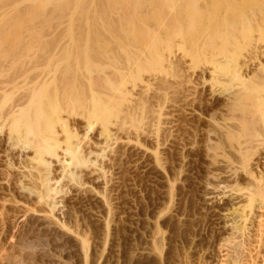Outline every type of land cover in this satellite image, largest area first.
Returning <instances> with one entry per match:
<instances>
[{
    "label": "rangeland",
    "instance_id": "374dc122",
    "mask_svg": "<svg viewBox=\"0 0 264 264\" xmlns=\"http://www.w3.org/2000/svg\"><path fill=\"white\" fill-rule=\"evenodd\" d=\"M76 1L77 0H73L72 2V0H70L69 2L71 4L67 6L68 8L63 7V9L64 8L67 9L68 11L67 14H69V11L74 9L72 7L75 6L74 4L77 3ZM84 1H86V3L84 2V4L86 5L82 3L85 6L83 7L81 4L82 8H80L81 10H79L80 11L78 15L79 18L78 16L75 15L78 18V20H76L77 18L76 19L74 18L72 11H71L72 15L70 14L69 15L70 17L73 16V19L71 18V20H75L74 22H70L71 21L70 17L66 13H64V15L65 14L67 15V16L65 15L66 16L65 18L70 20L69 23L76 22L73 25L70 24L74 28L73 29L74 31L71 30L72 28L71 29L69 28L70 32L76 31L75 32L76 34H78L77 31H80L79 34L81 32H84V33H81L84 37L80 35L82 36L80 40L83 41L84 39V42H87V44L84 42L83 43L88 46L82 45V48L77 49L78 47L76 44L77 48L75 49L74 47V49L78 51H80V49L84 50V52L81 53V55L84 54V57L86 56V58L88 59L87 62L91 63L89 64L92 66V69H90L91 71L92 70L94 71L96 67L100 68V66L103 65V63H101L102 61H104L103 59L99 60L102 65L99 66L96 64L98 61L97 58L99 57L98 54H101V56L105 57L104 59H106L104 63L106 62V64L108 65L104 64V67L102 66L105 69V71L106 69L109 70L108 68L110 65H111V68L113 66L114 68L115 66L116 68H120L121 66L120 67H117V66L126 64L124 62H126L128 58L131 57L132 54L134 53H136L135 55H139L146 51L145 53L142 54L143 56L145 54L147 56L148 53L151 54L153 51L149 52V50H147L148 47H146V45L148 43L153 44L154 40H155L154 42H156L155 36L159 34L158 36L160 37V34L161 35L163 34L164 29L162 27L163 25L161 26V24H163V22L164 23L166 22L165 21L166 19L164 17L167 18V16H169L167 19L169 18L171 19L170 16H172V19L178 18L177 21L178 20L180 21L181 19H183V18L180 19L178 17L179 15L177 17H173L171 13V15L167 14L165 16L162 14L164 17L161 15L162 18L165 19V20L162 19L163 20L162 21L160 17V20L162 22L161 24H159L160 23V21L158 20L159 18H155V17H153L155 18L154 20L157 19L159 23H157L158 21L156 20L157 24H153L155 22L153 20H150V17H148L149 19H147L148 20L147 22L146 16L144 17V19L146 20L147 23H145V20H143L144 22L143 23L141 19H139V18H142L140 17V15L144 14L143 12H145V14L147 15L149 14L147 13L148 11L145 10V9L148 10L149 8H146L145 6H143L144 8L142 7V5L145 4L144 1H146L148 5H150L151 3H152L151 5L154 4L153 2H150V1L147 2V0H144V1L137 0L138 2H141V6L138 10H136L134 14V16L136 17H133L132 13H134L135 8L132 7V9H134L132 12L131 4H129L130 0L128 3H126V1L125 2L121 1L122 3H120L119 1L118 3L116 2L115 5H114V0L112 1L108 0V3L110 1V3L112 2V5H108L106 0H84ZM135 1L136 0H134V3ZM176 1H179V0H176ZM185 1L186 0H184L183 3H185ZM203 1L205 2V0H197V2L196 0L195 1L190 0L189 2H192V3L196 2L198 3L196 4L197 6H199L200 4H201L200 6H202V4L203 5L209 4L211 0H208V1L206 0L207 3H202ZM251 1L257 2L258 0H251ZM259 1L257 3H259ZM180 2H182V0ZM229 2L232 4V7L228 6V4H230ZM235 2H237V0ZM235 2L234 0H224L223 2H221L223 6L225 7L224 9L223 8L218 9V10H221V12L218 10H217L218 12L216 10L213 11V14L212 12H210V15L214 17L210 16L209 13H208L209 16H207V13L203 14L204 16L199 15L200 16L199 18L202 17V20H200L202 24L200 23V25L204 29V33H202L201 30L203 29L199 28L198 23L195 25H192V23L194 24L193 21L195 22L197 21L196 18L191 19L192 21L190 22L192 23L189 27L193 28L196 26V28H193V30L195 29L196 32H198L197 30L201 29L199 30V33H196V32L192 33L193 32L192 28L190 32V28L186 26L187 24H190L188 22L189 20H186L188 23L187 22L185 23L184 29H183L184 20H181V22H183L182 23L183 25L181 24V22H179V24L182 25L180 26L178 24L177 26H179V28L176 27L179 30L181 29V31L179 32L182 33V32H186V30L187 31L189 30V31L184 34L185 37L182 36L183 38L181 37V35H179V37L177 36L176 38H174L175 40L174 46H173L174 47L173 48L174 57L173 56L172 57L174 58L173 60L176 59L177 62H179L180 64L178 65V70L176 68V72L178 71V73H175V70H174L175 67L173 69L172 68L161 69L157 65L156 66L158 68L153 66L155 67L156 71H154V73H151L153 72V70L149 71V75H147V79L151 80L150 82H152V84L150 83L151 84L150 89L146 91L145 93V92H142L143 90L141 91L140 87L139 88L136 87L135 90L132 92V97L130 100L131 102L133 100L134 101L136 100L135 101L136 103H134V101L133 103L135 105H138V104L142 105L141 109L146 108L144 109V111H142V114H141L142 117L137 115L135 116V118H133V120L132 119L130 121L127 120L126 121L127 123L124 125L123 129L122 130L120 129L121 132H117L116 135L112 137L114 139H112L111 144L109 143V145H111L112 147L110 146V147L105 148L104 151L106 152V155L104 152L105 157L103 158V160L98 159V163H99L98 165H100L101 163L100 167H102V170L104 171V172L103 171L101 172L102 174L98 173L99 175H96L97 173L94 174V172L92 171H91L92 173L87 171L89 173H87L86 175V172L84 171L85 173L83 172V175L81 173L79 177L82 179L83 183L82 181H78L77 184H75L76 182L75 183L72 182V184L68 182L67 184L66 179L62 180L61 184L58 183V185H60V189L62 190V187H63L65 192L62 191V193L60 194L61 197L63 196L62 199H60L61 197L58 198V205H57V208L55 209L56 211L53 213V217L49 215H44V214L39 215V214L31 213V212H26L24 208L27 207L28 204L30 207H32L30 200L28 203L27 202L28 199L26 201V198L21 197V195H19L18 191L16 192L15 189L8 190V189L14 188L13 185H11L12 184L11 180L17 178L18 176L16 177L17 175L16 172L9 173L11 171H9L5 165L7 163V160L12 159V163L17 166V164L19 165L21 162L24 163L26 160L25 156L30 155V154L26 153L25 155L24 153H21L17 149L12 150L10 147L7 146L4 136L0 134V200L1 199L7 200V203H5L3 207L0 206V264H218L217 262L221 255V250L223 249L222 245L227 239L231 240L233 237L236 236V235H232L231 227H232V224L234 223L236 224L238 222L235 209L237 208L239 204H241L239 190L247 187V184H248L247 174L243 172L242 170L240 171L239 169H237V167H239V164H237L239 162L238 161L239 157H238L237 151L235 152L236 148L233 149V147H236L237 145H235L236 144L234 143L235 141L233 140L231 141V139H230L231 142H229V140H226L227 137L225 138L224 135H222L223 131L220 128L221 126L224 128L225 126H227V124L228 126H230L233 123L232 118L239 120L240 116L243 117L242 115H244L240 113L239 108H238V113L240 115L238 113L236 114L237 112L236 109L234 110V113L236 115L232 114L233 112L228 113L230 111V109H228V105L230 102L228 101L232 99L230 96L232 95L233 91L235 90L237 91V89L239 88L238 85H240V83L238 81H236L238 84H236L235 82H226V81L223 82L219 77H217V79L219 78V81L218 80H215L216 82L214 80L210 81V76H209L210 75L209 73L211 72L210 69L213 67V64L217 63L219 60H224V55L228 54L230 45H233V44H230V39L232 38H227L229 36L225 31L229 32L230 30L228 29L232 30L231 27L238 28V24L240 23L239 21H241L240 20L241 17H243L245 14V9L247 11L245 16H247L249 11H250L249 15H251L250 13H252L253 11L252 9L258 6V5L255 6L254 4H251V5H254V7L252 6L251 8V5L249 7L247 6L249 4L246 3L247 5L244 6L245 7L244 9L243 7L244 3H243L241 6V8L243 9L239 11L238 9L240 8L239 5L241 3V0L239 4ZM105 3L107 4V6ZM192 3H189V4L191 5ZM233 3L238 4V5H235V7L238 6L239 8L237 9L234 8L236 11L232 9L234 5ZM189 4H184V5L180 4L181 6L182 5L183 6L182 7L180 5L179 6L183 9L184 6L186 5L189 7ZM56 5L58 4L55 3V0H0V14L2 15L3 13L0 20L4 19L3 21L0 22L1 31L5 33L8 30V29L6 30V28H9V26L10 28H9V31L6 32L7 34L11 32L13 29H15L16 27H17L16 28L17 30L16 29L14 30L15 33L23 29L21 31L23 32L22 34L20 31H19L20 34L18 32V35L17 33L14 34L13 32H11L9 33L10 35L8 34V36L6 37L5 35L7 34L6 33L4 34L3 32L1 33L0 31V34H1L0 36L1 37L0 38V45H1L0 54L1 55L0 56L13 57L14 53L15 52L17 53L18 51V49L16 50V47L17 48L19 47L20 50H23L22 48H20V44L22 43V41L23 42L25 41V44H26V41H28L29 38H30L29 41H31L32 39L34 40L33 36L29 37V34L33 35L32 30L31 29L29 30V28L33 29V27H35L33 29L35 30L37 29V27L38 29L42 27L41 29L42 30L44 29V30L43 31L41 30V33H43L46 29L45 28L46 26H50V23L52 24L54 21H56L57 22L55 24L56 28L58 27L60 30L57 31V30L52 29L55 27V25L54 27L53 25H51L52 26L51 29L50 27L49 28L47 27L48 31L46 29V33H44L43 35L47 34V38H49L48 33H51V31L49 30H52V31L54 30L58 33L60 31H63V29L66 28V26L63 25L65 22L67 26H69L68 21H64L63 24L61 25L59 24V25L61 27L63 25L65 28L59 27L58 20H60L61 18L60 12L61 11L66 12V11L61 10L60 7ZM55 7H58L59 9ZM188 7H185V8L187 9ZM226 7L228 9L231 8V11L229 12V10L226 9ZM263 7L264 6L256 7L255 9L258 8L257 9L258 11L254 9L255 11V13L253 11V13L255 14V17L253 15L254 18L257 19L258 17L257 15L260 13V11L264 12V10H262ZM70 8L71 10H68ZM181 8L179 10L183 12ZM202 8H206V7H202ZM260 8L261 10H259ZM84 9L85 10L89 9L88 10L89 14L88 13L85 14L86 16L82 15V12L84 11ZM94 9L95 11H93ZM99 9L102 12H103V9L105 11V13L103 12L104 15H101V16L105 18V19L103 18L104 21H107L108 19V21L104 23L107 27L109 26L110 29L108 30H111L110 33H112V28H113V31H115V35L119 34V36L118 35L117 36L120 38L115 39V37H112V36H115L114 32L112 36L111 34L109 35V31L107 32V29H106L107 27H105V25L104 27H101V25L103 26V24L101 23L100 25L97 22L98 21L97 18H99L98 16H100V14L98 16L96 15L97 17L95 16V14H96V11H99ZM227 10H228V13H226ZM100 11L97 12V14L100 13ZM237 11H239V13H237ZM107 12L109 13L108 14L109 16L108 15L105 16ZM214 12H217V13H214ZM49 13H51L52 15ZM54 13L56 15H54ZM138 13H142V14L139 15ZM152 13H151V16H152ZM176 13L178 14L179 12H176ZM74 14H78V12L75 11ZM57 15L60 17L59 19L56 18L58 17ZM64 15H62V17ZM127 15L130 16V18H128ZM249 15L247 17L249 18L252 17ZM181 16L182 15H180V17ZM197 16L198 15L196 14L195 17ZM236 16H238L237 17L238 19H235ZM84 17L87 21L84 19ZM121 17H123L124 19H122ZM206 17L207 18L209 17V18L207 19ZM49 18H52V19L56 18V20L49 23V20H50ZM65 18H61V19L66 20ZM184 18H185V15H184ZM112 19L115 21H112ZM227 19L230 21H228ZM233 19L235 21L238 20L236 26H232L233 25L232 23H234ZM63 20H61L59 23H62ZM91 20H93L94 23ZM118 20L122 24H120ZM124 20L126 21V23ZM209 20L210 22H208ZM214 20L218 22H215ZM123 21L125 24L123 23ZM221 21L222 22L224 21V23H222L223 25H219V23L221 24ZM46 22L48 23V25ZM95 22L98 23L99 25L97 24L98 26H95L96 25ZM6 23L7 25L5 26ZM90 23L91 25H89ZM166 23L168 26L172 22L168 20V22ZM212 23L213 25L217 27L214 26L215 28H213ZM108 24H111L112 26ZM119 24L121 25V29L119 27ZM126 24L127 25L129 24L128 27L123 26ZM144 24H149V25H144ZM78 25H80L81 27ZM92 25H94L95 27L94 26L92 27ZM156 25H157V28H156ZM208 25H210V27L213 29L211 28L205 29V26L209 27ZM1 26H4L3 30ZM11 26L12 27L15 26V27L12 29ZM90 26L92 29L94 28L93 30H96V31H93L90 28ZM115 26H116V29H115ZM139 26L140 27L142 26V28L145 26H148L144 28V29H147V33H152L154 29L159 31L160 30V28H158L159 26L162 28L161 30L162 32L159 31L158 33L156 32V30H154L156 33L155 35L154 33L152 34L145 33L147 34L146 35L147 37H146L143 32L145 30L140 29ZM218 26L219 27L224 26L225 28L224 27L219 28ZM96 27H99L98 28L99 32H97L98 29H96ZM173 27L175 28V26ZM187 27L189 29H187ZM150 28H152V30ZM216 28L218 30L221 29V31L223 30V34L221 33V31H219L221 34L216 33L217 32ZM148 29L149 31L150 30L151 31L149 32ZM210 29L213 32V34L212 32L206 33V31L209 32ZM139 30L141 31L140 33H139ZM36 31H34V34L36 33ZM39 31L40 30H38V33ZM85 31H87L86 32L87 41L84 35ZM179 32L177 33L180 34ZM214 32L217 35L216 34L214 35ZM41 33L36 34L35 36L36 42H34L35 40L33 41L34 46L36 47L32 48V45H30L31 48L30 47L28 48L27 45L23 47L24 51H25V48L27 51L28 49H31V51L29 50L31 53L29 54L30 57H32L31 55H33L32 51L34 50V48L36 49L38 47L39 40L41 39V37H43V36H40ZM92 33H93V36H92ZM187 33H189L191 37H189ZM68 34L72 35V38L75 37L76 39L77 37V35L73 36L74 33L72 34L68 33ZM95 34H97V36L100 35V37L102 35L103 36L101 37V39H99L100 37H97ZM120 34L123 35V36L121 35L122 38ZM140 34L142 36H140ZM193 34L195 36H193ZM255 34H256V31L254 35ZM108 35L111 36L109 38L110 40H112V42L107 38ZM175 35L177 34H174V36ZM221 35H224L225 39L222 38L223 36L220 37ZM80 36L78 38H80ZM151 36L153 39L151 38ZM172 36H173V33H172ZM256 36H258V33L256 34ZM3 37H5L4 40H3ZM51 37H53V35H51ZM51 37L47 39L48 41L45 40L46 38L45 39L42 38L43 40H45L44 41L45 43L42 40L40 41L42 42L40 44L44 43L45 45V46L39 45L41 49L45 47V49H42V50H48L46 46L47 44L51 42L52 40ZM12 38H14V41ZM103 38H106V40L108 39V43L105 40L107 47L110 44V46L108 47L110 49L108 50L113 51L115 53L114 56H116V58L121 56L120 58L122 59L125 53H126L125 56L127 57H124L123 60L117 61L116 59L115 61V58H113V54L111 56L112 59H110L109 54L112 52L108 50L105 51V49L104 51L106 52V55L108 54L107 52H109V54L107 55V57L104 56L102 53L103 52L102 47L106 46V44L102 46V44H104L105 42L104 40H103V43L102 41H100ZM111 38H114L117 41H115L114 43L113 41L114 39H111ZM37 39L39 40L37 41ZM98 39L100 42L96 41ZM150 39L151 41L152 40L153 41L151 42ZM190 39L191 41H194L195 39V41L191 42ZM223 39L225 40L226 44L224 43ZM226 39H228V42L230 45L228 44V42H226L227 41ZM17 40H18V43L20 44L17 43ZM219 40L223 42L222 45H223L224 50H219V48L221 49V46H220L221 42ZM12 41L14 42L13 45H12ZM75 41L77 42L79 41V39L78 40L76 39ZM90 41L92 43H90ZM8 42H10L11 44H8ZM116 42L121 43L120 44L121 47ZM81 43L82 42L80 41V45ZM178 43H181L182 45ZM192 43L195 44L196 46L195 49H197L198 45H199L198 48H200V46L204 48L205 44L207 43L209 45L210 43L212 45L216 43V45H218V51H219L218 54L220 55V57H218L219 56L218 55L217 56L218 59H215L217 61L214 62L213 59L216 57L214 56V58L210 60V55L206 52L208 51V49L206 51L204 50L205 51L204 52L200 48L199 51L201 50V54L202 52H204L203 56L200 54V52L197 51V53L194 52V57H195L194 58L193 55L191 56L189 53L190 51H196L193 49L194 47ZM14 45L16 47H15V50L13 49L15 51V52L13 51L14 52L13 53L11 50L12 48H14L13 47ZM122 45L124 48L122 47ZM209 45H206V46H209ZM2 46L3 48H5L6 46V49L8 51H6V49L3 50ZM10 46L12 48H10ZM22 46H24V43H22ZM97 47L98 48L100 47L102 49H98ZM145 47H146V50H144ZM84 48L86 49V51L88 50L90 56L92 55V52H93L92 50H91L92 52L90 51V48L93 49L94 52L96 51L95 49H98L100 50L99 52L101 51L102 52L99 53L96 51L97 54L96 53L95 54L98 55V57L93 52V54L95 55L94 57H97V58L96 59L92 58L93 59L92 60L91 57H89V55L88 56L85 55L86 51ZM119 48H121V50L126 49L125 50L126 52L125 53L121 52ZM189 48L191 49L190 51H189ZM227 49L228 51H226ZM20 50L18 54L22 53L20 52ZM37 50L38 49H36V51ZM182 51L183 52L186 51L185 53L187 54H184V55H187V56L183 57ZM221 51L222 52L225 51V53L224 52L222 53ZM3 52H5V54L6 52L8 53L11 52V55L5 56ZM74 52L76 53V51ZM220 52L222 53V55ZM25 53L27 52L25 51ZM205 53H207L208 56ZM43 54L45 55V53ZM188 54L191 57H189ZM196 54L198 55V57L196 56ZM216 54L217 53H215V55ZM20 55L23 57L24 54L22 53ZM20 55L18 56L20 57ZM37 55L39 56L40 54H37ZM37 55L35 54V56ZM74 55L75 57L73 58L74 59L73 65H75V62L79 59V57L81 58L83 57L79 54L80 56L77 59L76 58L77 55L76 54ZM74 55L71 54L70 57ZM16 56L17 55H15V57ZM24 56L27 57L28 55L25 54ZM139 56H136V57L133 56L132 59L129 58L131 62L128 61L129 63L128 66H130L132 62L134 63L136 58ZM19 57L18 58L16 57V58L20 59L21 57L20 58ZM188 57L189 58L193 57V59H189ZM75 59L77 60L75 61ZM108 59H110V61L107 62ZM141 60H142V57L139 61L141 62ZM78 61L81 64L83 63L82 67L88 68L89 65L86 64L85 62L86 60L84 61L83 59L85 63L83 61L81 62L80 60ZM262 61L264 62V59ZM79 62L77 63L80 65ZM111 62H115V64H117L118 62L119 65H115V64L112 65ZM254 66L255 64L252 65L251 68H254ZM134 67H136L135 63L133 65V68ZM181 67L183 68V71H181L182 70L180 69ZM130 68L133 71L134 69H136V68L133 69L132 66ZM172 70H174L173 73H175L173 77H172V74H173ZM84 72H85V69H84ZM95 72L97 71L95 70ZM127 72L129 71H126V73ZM180 72H182L183 74L185 73V74L182 76V74L181 75L179 74ZM258 72L259 74L262 73L261 71H258ZM263 73H264V70H263ZM91 75L93 77L94 74H91ZM126 75L129 76V74H126ZM175 76L180 81L177 78H174ZM180 76H182V80ZM255 77H257V75ZM126 78H124V80H127L131 77L129 76V78L127 79ZM165 79L166 80L168 79L167 82ZM189 79H191V81H189V84H188L187 82ZM165 82L167 84H165ZM169 83H171V85ZM177 84L178 86H176ZM165 85H167L166 86L167 90L166 89L164 90L163 88L165 87ZM158 86L159 88L161 87L164 90L163 91L160 88L162 91L161 93L163 94L165 92V94L167 95L166 97L163 96L165 100H163L161 96L162 94L158 92L160 91ZM168 86H170L171 88ZM175 88L178 91L175 90L176 91L175 92L174 91ZM240 88H241V85H240ZM154 89L156 91L158 89V91L155 92ZM211 90L215 92L212 93ZM228 97L231 99H229ZM81 98H84V97H81ZM81 100L83 102L80 101L81 102L80 104L83 103L84 106L82 104V107H85L87 102L84 99H81ZM156 101L157 102L159 101V103H157ZM133 103L132 105H134ZM78 104L79 103L75 104V108H76V113L78 111V114H79V109H81V105L79 104L80 107H78L79 106ZM232 105H229L231 106V109H232ZM77 107H78V110H77ZM150 107L152 108L153 114H154L153 112L154 110L156 109L161 110L162 114L159 119H157L155 115L151 113ZM259 107L264 109V100L259 104ZM226 108L228 110H226ZM83 109H81L80 111L84 113ZM74 111L75 109L73 110V112ZM221 115H224V116L222 117ZM229 116L232 118H230ZM227 117L231 119L232 122H230V120L228 121ZM76 118H78L77 115H75V121L78 120L76 123L79 124L78 127H81L82 126L81 122H83V119L82 118L76 119ZM224 118H226V120L230 122L231 124L229 125V123H227L226 120L224 121L223 120ZM243 118H245V116ZM238 120L236 121L234 120V121L237 123ZM235 122L234 124H236ZM215 125L217 127H215ZM125 127L127 128L124 129ZM120 130H117V131H120ZM123 130H126L127 132ZM115 132L116 130L113 131V135ZM81 133L82 131L80 133L78 131L79 135ZM84 134H86L87 137L89 136L88 138L90 139L93 138L91 140L93 141L96 140V133H94V131L92 133L84 132ZM36 136L35 138L36 140H38L40 136L38 137ZM18 152H20L21 154ZM22 154L25 156H23ZM6 157H9V158H6ZM19 159L20 161L21 160L22 161L20 162ZM230 162L233 163V166H235L234 168L236 169H229V168L227 169V167H229L228 163ZM253 162H256V165H257L255 168V174H261L262 182L264 183V141L258 153L255 154L253 158ZM53 168H54L53 176L55 175V176L60 177L61 174H59L60 172H58V169H59L58 165L55 164ZM55 170H57L56 174L54 173ZM103 173H105V175H103ZM8 174H9V178H7ZM100 175L102 176L100 177ZM55 176L53 178L55 179L59 178ZM79 182L81 183L79 184ZM81 184H84L85 187H83L84 185H81ZM79 185L82 186L83 189ZM9 191H12V192L15 191V193H12V192L9 193ZM63 192L65 195L63 194ZM258 194L260 198L264 199V188H262ZM8 197L12 198L10 199L11 201L10 203H9ZM14 201L15 202L17 201L18 204L15 203ZM20 202H21V205L19 204ZM20 206H22V208ZM82 243L86 245L87 249L85 251L82 248L83 247Z\"/></svg>",
    "mask_w": 264,
    "mask_h": 264
},
{
    "label": "bare ground",
    "instance_id": "6f19581e",
    "mask_svg": "<svg viewBox=\"0 0 264 264\" xmlns=\"http://www.w3.org/2000/svg\"><path fill=\"white\" fill-rule=\"evenodd\" d=\"M69 1L70 0H55V3L58 4L56 6H59L61 10L66 11V12L61 11L60 17L65 18L67 15L70 17V15L73 14L74 18L76 19L77 18L76 16H78L80 13V11H79V10H81L80 8H82V6L85 7L84 5H86V4H84V2L86 3V1L77 0L76 1L77 3L75 2L76 4H74L75 6L72 7L74 9H72V10H71V8L68 9V10L72 11V14H71V11H69L70 15L67 14L68 11L66 9V8H68L67 6L69 4H71ZM106 1H107L108 5H112V2L110 3V1H112V0L109 1L110 4L108 3V0H106ZM119 1H120V3L125 2V1H126V3L129 2V0L128 1L127 0H114V5L116 2L118 3ZM149 1L153 2L154 4L151 5L152 4L151 3L150 5H148L146 3V1H144L145 4L142 5V7L145 6L146 8H149L148 10L145 9L146 11H148L147 13H149V14L147 15L143 11L142 12L144 14L138 13L139 15L140 14L143 15V16L140 15V17H142V18L138 17L139 19H141L142 22H143V20H145L144 17L146 16L147 17L146 20L149 19L148 17H150V20H153L155 22V23H153V21H152L153 24H157V23H159V21H160L159 24H161L162 23L161 20L163 19L162 16L163 15L165 16L167 14L171 15V13H172L173 17H177L179 15L178 17L180 19L183 18L181 20H184V25L182 24L183 22H181V20L177 21L178 18L172 19V16H170L172 19L171 20L170 18L167 19L169 16H167V18L163 16L166 19V20L165 19H163V20H165L166 22H168V20H170L172 22L170 24L171 27H170V25L167 26L166 22L165 23L163 22V24H161V26L163 25L162 27L164 30H163V34L162 35L160 34V37L158 36L159 35L158 33H159V31L162 32L161 31L162 28L158 26V28H160L159 31H157L156 29L153 28L154 30H156V32H158L157 33L158 35L155 36L156 42H154L155 40L154 41L152 40L153 44L147 42L148 44L146 45V47H148L147 50H149V52H152V51L153 52L151 54L148 53L147 56H146V54L143 56L142 54L146 52V51L143 52L144 50H146V47H145V49L142 51L143 53H141L139 51L141 53V54H139L140 56L135 55L136 53H134V54H132L131 57H129L130 59H132L133 56L134 57H136V56L140 57V58L139 57L136 58V60H135L136 62L134 60H132V61H134L135 65H136V67H134L136 69L133 68V65H134L133 62H132L133 65L131 63V65L128 66L129 65L128 61L131 62V60L128 58V60L126 62H124L127 65L123 64L125 66L119 65L118 62H117V64H115V62H111L112 65H114V64L119 65L117 67L121 66L123 68H121V67L116 68V66L114 68V66H113L112 67L113 69H112L111 65H110L108 68L110 71L107 69L105 71V69L103 68L104 64L108 65V64H106V62L104 63V61L106 60V59H104L105 57H102L101 54H98L99 57L101 56L100 57L101 59H100L98 57V55H96L97 54L96 51L99 52L100 50H98V49L103 48V52L102 51L101 52L103 53L104 56L107 57L109 52H107L108 54L106 55L105 51L110 49V48H108L110 46V44L107 47L106 41L108 43V39L110 40L109 37H111L113 35V32L115 35V31H113V28H112V33H110L111 30H108V29H110L109 26L107 27L105 25V23L108 21V19H107V21H104L103 20L104 17L101 16V15H104L103 12L105 13L104 9H106V8L103 9V12L100 11V9H99L100 13L97 14V12H99V11H96V14H95V16L96 15L98 16L100 14V16H98L99 18H97L98 19L97 22L100 25H101V23L103 24V26L101 25V27H104V25H105V27H107L106 28L107 32L109 31V35L111 34V36L108 35L107 40H106V38H103L102 40H100V41H102V43L104 40L105 43L104 44L101 43V44H102V46L106 44V46H103V47L101 46L102 48L97 47L98 49H95L96 50L95 52L93 49L90 48V51L92 50L94 52V54L96 53L95 55L98 58L94 57L95 55L93 54L92 51H91L92 55L90 56L88 50L86 51V49L84 48L86 51L85 55H87V56L89 55V57H91V59L97 58L98 61L102 60V59L104 60L101 62V63H103V65L100 63V61L98 62L96 60L97 65L103 66V67L100 66V68L94 67L97 72H95V70L94 71L90 70V69H92V66L89 65L91 63L87 62L88 59L86 58V56L84 57V54L81 55V53H83L84 50L80 49L81 52L78 50H75L77 47H78L77 49L82 48V45L85 46L87 44V42H84L83 38H82L83 41L80 40L81 37L83 36L81 33H84V32H81L80 34H79L80 31H77L78 34L75 33L76 31L70 32L71 28H72L71 30L74 31L73 26H71L70 24L73 25L76 23V22L75 23H69L71 18L73 19V16L70 17V20H68L66 18H65L66 20H63L58 15H57L58 17L55 16L58 19L60 18V20H58L59 22L61 20H63L62 23L58 22V25L63 24L64 21H68V23H69L68 24L69 26H67L66 22L63 24L64 26H66V28L63 25H62V27L59 25L60 28L64 27L65 29H63V31H60L58 33L56 31H54V30H57V31L60 30L58 27H57L58 29L56 28L55 24L57 22L54 21V20H56V18L55 19H52L54 17L49 18L50 19L49 23L52 21H54V22L52 24L50 23V26H46L45 28L47 29V27L48 28L50 27V29H51V27H52L51 25H53V27L55 25V27L52 28V29H54L53 31L49 30V31H51V33H48L49 38L51 37V35H53V37H51L52 40L50 39L51 42L49 44H47V46H46V48H48V50H42V49H45V47H44L45 42L44 41L45 40L48 41L47 39H49V38H47V34H45L46 37H45V35H43L44 33H46V29L43 33H41L42 27L41 28L39 27L40 29H38V27H37V29H35V30H33L35 28V27H33V29L29 28V30L31 29L32 33H33V35L29 34V37L33 36L35 41L33 39L31 41H29L30 40V38H29V40L26 41V44H25V41L24 42L22 41V43H24V46H22V43L21 44L18 43V40H19L18 39L17 43L20 44V48H22L23 50H20L19 47L17 48L15 46L16 45L15 44L13 46L14 48H12L10 46V48H12V50H11L12 52L15 50V47H16V50L18 49L17 53L15 51H14L15 53L13 52L14 53L13 57L10 56L11 52H9V53L6 52L7 55L5 54V52H3L5 56H10V57L0 56V134H2L4 136V139H5L7 146L10 147L12 150L17 149L18 151H20L21 153H24L25 155H26V153L30 154L27 156L22 154L23 156H25L26 160L24 159L25 162L22 163L21 162L22 160L20 161V159H19V161L21 163L19 162L20 164L19 165L17 164V166L12 163L11 158H10L11 160H7V163L5 165L8 168V170L11 171L9 173L16 172V174H17L16 177L18 176L15 179L11 178L12 179L11 185H13L14 188L12 189L10 187L11 189H8V190H14L15 189L16 192L18 191V194L21 195V197L26 198V201L28 199V201H27L28 203L30 200L32 207H30L28 204V206L24 208V210L26 212H31V213H35V214H39V215L44 214V215H49V216L53 217V213L56 211L55 209L57 208V205H58V198L61 197L60 194L62 193V191H64L63 187H62V190L60 189V185H58V183L61 184V181L66 179L67 184H68V182L70 184H72V182L73 183L76 182L75 184H77L78 181H82V179L79 177H80L81 173L83 175L84 171L86 172V175H87V173H89L91 171L94 172V174L97 173L96 175L102 174L101 172L103 170H102V167H100L101 163H100V165H98L99 164L98 159L103 160V158L105 157L104 156V152H105L104 150L106 147L111 146V145H109V143L111 144L112 139H114L112 137L115 136L117 132H121L124 125L127 123L126 122L127 120H129V121L131 119L133 120V118H135V116H137V115L142 117V115H141L142 111H144V109H146L144 107H143L144 109H141L142 105H140L138 103L137 104L139 106L135 105L134 103H136L135 102L136 100L135 101L133 100L134 103H133V101L132 102L130 101L131 97H132V92L135 90V88L140 87L141 91L143 90L142 92L146 93V91H148L150 89L151 84H152V82H150L151 80L147 79V75H149V71H152V70H153V72H151V73H154V71H156L155 67H157V66L161 69H164V68H167V69L172 68L173 69L175 67L174 68L175 73H178V71L176 72V68L178 70V65H180V64H179V62H177L176 59L173 60L174 59L173 58L174 57L173 56V48H174L173 46H174V42H175L174 38H176L177 36L179 37V35H181V37H182V36H184V34L186 32L189 31V30L187 31L185 29L186 32H182V33L179 32V31H181V29L179 30L176 28V27L179 28V26H177L179 24V22H181V24L184 26L183 27V29H184L185 23L187 22L186 20H189L188 22L190 24L186 25L189 27L192 23V22H190V21H192L191 19L196 18L197 21L196 22L193 21L194 24L192 23V25H195L198 23L199 28H202V26L200 25V23H201L200 20H202V17L199 18L200 16H202L203 14H206V13H207V16H209L210 12H212V14H213V11H215V10L217 11L219 8L224 9V7H225L221 3L224 0L223 1H221V0L214 1L213 0L214 2L211 0L210 3L208 2L209 4H204V5L202 4V6H200L201 4L199 6L196 5V4H198V3H196L197 0L195 3L189 2L190 0H186L185 3H183L184 0H182V2H180L181 0H179V1H176V0H147V2H149ZM191 1H193V0H191ZM235 1L236 0H234V2ZM250 1L251 0H241V3H240V0L239 1L237 0V2H235V3H238V4L240 3V5H239L240 8H241L243 3H244L243 7L245 5H247L246 3L249 4V5H247L249 7L251 4H254L255 6L258 5L256 7L264 6L263 0H262L263 2L261 0L260 1L258 0L259 3H257L258 1L257 2L251 1V3H250ZM72 2H73V0H72ZM144 2H142V3H144ZM225 2H227V1H225ZM254 2H256L257 4ZM189 3H192L191 4L192 6ZM202 3H207V2L205 0V2L203 1ZM235 3H233L234 5H233L232 9L239 8L238 6L235 7V5H238ZM81 4H82V6H81ZM107 4H106V6H107ZM129 4H131L132 12L134 10V9H132V7L135 8L134 13H132V14H133V17H136V16H134V14H135L136 10H138L140 8L141 2H138L136 0L134 3V0H130ZM155 4H156V6H155ZM180 4H183V5L189 4L190 8L186 5V6H184V8L185 7H188V8L187 9L185 8V10H184V8L183 9L181 8L183 5L181 6ZM206 5H208V6H206ZM254 5H251V8H252V6L254 7ZM153 6H155V7H153ZM178 6L183 10V12L181 10H179L180 8ZM228 6L232 7V4L230 3V4H228ZM63 7H66V8L63 9ZM103 7H104V5H103ZM112 7H110V8H112ZM202 7H206V8H202ZM55 8H58V7H55ZM240 8L238 9L239 11L243 9V8H241V9ZM85 9H84L85 12L84 11L82 12L83 16H86L85 14H87V13L89 14V11H88L89 9L88 10H85ZM226 9H228V8L226 7ZM244 9H245V7H244ZM254 9H252V10L254 11ZM257 9H255V10H257ZM74 10L76 12H78V14H74L75 13ZM228 10L230 12L231 8H229ZM228 10L226 13H228ZM259 10H261V8ZM262 10H264V7ZM73 11H74V13H73ZM86 11H88V12H86ZM93 11H95V9ZM218 11L221 12V10H218ZM239 11H237V13H239ZM253 11H252V13H253ZM152 12H154V13H152ZM176 12H179V13L177 14ZM217 12H214V13H217ZM246 12L247 11L245 9V14H246ZM249 12H248L247 16L249 15ZM51 13H49V14H51ZM64 13H66L67 15L65 14L66 15L65 16ZM151 13H152V16H151ZM208 13H209V15H208ZM252 13H250L251 15H249V16H252L250 18L245 16V14L243 17H241V19H240L241 21H239L240 23L238 24V28L231 27L232 30L228 29V30H230L229 32L225 31L229 36L227 38H232V39H230V44H233V45H230L228 42V39H226L227 40L226 42H228V44L230 45V47L228 46L230 49H229V51H228V49L226 50V51H228V54L226 53L227 55L223 54L224 60H219L217 63H214L217 61L215 59H218V57H220V55L218 54L219 53L218 45H216V43H218V42L214 43L215 45L214 44L212 45L211 44L212 42L209 45L208 44L209 42H208L207 44H205V47H204L205 49L202 48V46H200V48L203 51L204 50L206 51L208 49V51H206V52L210 55V60H212L214 58V56L216 57L213 59L214 64H213V67L210 69L211 70V72L209 73L210 74L209 75L210 81L211 80H214V81L218 80L219 81V78H220L223 82L224 81L235 82L236 84H238L236 82V81H238L240 83L241 88H240V85H238L239 90L237 89V91L236 90L233 91L232 95L230 96L232 99L228 97L229 99L232 100V101L231 100L228 101V102H230L229 105H232V103H233L232 109H231V106H229L227 103L226 104L228 105V109H230V111L232 110L231 112L229 111L228 113L233 112L232 114L236 115L238 113V108H239L240 113L244 114V115H242V114L241 115L243 117L245 116V118L240 116V118L238 120V119L230 117L231 116L230 115L229 117L232 118L233 123L231 124L230 123V122H232L231 119H229L227 117L228 121L230 120V122H228L226 120V118H224L223 120L224 121L226 120L227 123H229V125L230 124L231 125L228 126V124H227V126H225L224 128L222 126L220 127L223 131L222 135H224L225 138L227 137L226 140H229V142H231L233 140V141H235L234 143H236L235 145H237L236 147H233V149L236 148L235 152L237 151V154L239 157L238 158L239 162L237 163V164H239V167H237V166L236 167L240 171L242 170L243 172H245L247 174L248 184H247V187L239 190V192H240L239 195L241 198V204H239L237 206V208L235 209L238 222L236 224L235 223L232 224V227H231L232 228V235H236V236L233 237L231 240L227 239L224 242V244L222 245L223 249L221 250V255H220L219 260L217 262L218 264H264V199H262L258 196L259 191L262 188H264V183L262 182L261 174H255V168L257 165H256V162H253V158H254L255 154L258 153V151L261 148L263 141H264V109L259 107V104L264 100V73H263L264 62L262 61L264 59V12L260 11V13L257 15L259 18L257 17V19L254 18L255 17V14H254L255 11L253 14ZM108 14L109 13L107 12V14L105 16H107ZM154 14H155V16H154ZM196 14L198 15L197 17H195ZM2 15H3V13H2ZM2 15L0 14V18L2 17ZM54 15H56V14L54 13ZM62 15H64V16L62 17ZM180 15H182V16L180 17ZM184 15H185L186 19L184 18ZM239 15H241V14H239ZM253 15H254V17H253ZM5 16H3V17H5ZM83 16H82V18H83ZM95 16H94V18H95ZM130 16H131V14H130ZM130 16H128V18H130ZM210 16H212V15H210ZM153 17L159 18L158 19L159 21L156 19L158 21L157 22L156 20H154L155 18H153ZM160 17H161V20H160ZM212 17H214V16H212ZM237 17L238 16H236L235 19H238ZM78 18H79V16H78ZM78 18L76 20H78ZM90 18H92V17H90ZM121 18L124 19L123 17H121ZM84 19H85V17H84ZM203 19H205V18H203ZM207 19H206V21H207ZM3 20L4 19L0 20V22ZM93 20H95V19H93ZM93 20H91V21L94 23ZM146 20H145V23L148 22V20H147V22H146ZM198 20H199V22H198ZM210 20L208 22H210ZM74 21L75 20H71L70 22H74ZM112 21H115V20L112 19ZM124 21H123V23H124ZM228 21H230V20H228ZM237 21L234 20V23H232L233 24L232 26H236ZM215 22H218V21H215ZM98 23L95 22V24H96L95 26H98L99 25ZM125 23H126V21H125ZM213 23H212V25H213ZM222 23H224V21L223 22L221 21V24L219 23V25H223ZM11 24H12V22H11ZM111 24H108V25L112 26ZM120 24H122V23L120 22ZM120 24H119V27L121 29ZM181 24H179V25L182 26ZM6 25H7V23L5 24V26ZM47 25H48V23H47ZM89 25H91V23ZM128 25L126 24L123 26L128 27ZM144 25H149V24H144ZM74 26H76V25H74ZM78 26H80V25H78ZM93 26L94 25H92V27ZM173 26H175V28ZM208 26L209 27L205 26V29L211 28L210 25H208ZM214 26L215 25H213V28L217 27V26H215V27ZM224 26H221V27H224ZM1 27L3 30L4 26H1ZM14 27H12V29ZM146 27H148V26H145L143 28H142V26L141 27L139 26V28L142 30ZM188 27H187V29L190 28V27L189 28ZM221 27H219V28H221ZM9 28H10V26H9ZM9 28H6V30L8 29L7 31H9ZM90 28H91V26H90ZM98 28L99 27H96V29H98ZM156 28H157V25H156ZM180 28H182V27H180ZM191 28H190V32H191ZM193 28H196V26ZM193 28H192V30H193ZM213 28H211V29H213ZM15 29H13L11 32H13L14 34L17 33V35H18V32L20 30L15 33L14 32ZM75 29H77V28H75ZM83 29H84V27H83ZM106 29H105V31H106ZM115 29H116V26H115ZM150 29L152 30V28H150ZM183 29H182V31H183ZM211 29L209 30V32L206 31V33L212 32ZM22 30L23 29H21V31ZM24 30H26V29H24ZM38 30H40L39 31V33H41L40 36H43V37H41L40 40L37 39V41L39 40V43H38L39 48L38 47L36 48V49H38L37 51L34 48L35 51L34 50L32 51L33 55H31L32 57H30L29 54H31L30 53L31 49H28V51L30 50L28 52L25 48V51L27 52V53H25L23 47H25L26 45L28 46V48L29 47L31 48L30 45H32V48L36 47V46H34V42H36V38H35L36 34H39ZM144 30H145V31H143L144 34L147 33V29H144ZM154 30L152 33H154V35H155L156 33ZM176 30H178V31H176ZM199 30H201V29H199ZM199 30H197L198 32H196V30L194 29L192 33H194V32L199 33ZM216 30H217L216 33H220L219 31H221V29L218 30L217 28H216ZM261 30H263V31H261ZM0 31H1V29H0ZM27 31H28V29H27ZM27 31H25V32H27ZM34 31H36L35 34H34ZM47 31H48V29H47ZM93 31H96V30H93ZM123 31H124V29H123ZM148 31H149V29H148ZM201 31H202V33H204V29ZM255 31H256V34L258 33V36H256V34L254 35ZM2 32L3 31H1V33ZM11 32H9V33H11ZM20 32H19V34H20ZM86 32L87 31H85V34H84L85 39L87 37ZM97 32H99V29ZM140 32L141 31L139 30V33ZM174 32H176V33H174ZM177 32H179L180 34H178ZM22 33L23 32H21V34ZM68 33H71V34L74 33L73 36L77 35L76 39L77 40L79 39V41H77L78 43L75 41L76 40L75 37L72 38V35H69ZM152 33H147V34H152ZM172 33H173V36H172ZM189 33H187V35H189ZM216 33L214 32V35ZM221 33L223 34V30L221 31ZM8 34L5 35V37L8 36ZM66 34H68V35H66ZM141 34H140V36H142ZM147 34H145V36ZM174 34H177V35L174 36ZM212 34H213V32H212ZM80 35H82V36H80ZM95 35L97 36V34H95ZM117 35L119 36V34H116L115 36H112V37H115V39L120 38ZM121 35L122 34H120V36ZM0 36H1V34H0ZM79 36H80V38H78ZM92 36H93V33H92ZM122 36H121V38H122ZM193 36H195V35L193 34ZM5 37H3V40ZM13 37H14V35H13ZM97 37H100V35ZM101 37L99 39H101ZM149 37H150V35H149ZM189 37H191V36L189 35ZM220 37L224 38V35H221ZM37 38H38V36H37ZM42 38L43 39L46 38V39L43 40ZM94 38H96V37H94ZM151 38H152V36H151ZM209 38H210V36H209ZM12 39L14 41V38H12ZM12 39H10V40H12ZM99 39L96 41L100 42ZM111 39H114V38H111ZM115 39L113 40L114 43H115V41H117ZM191 39H190V41H191ZM215 39H214V41H215ZM224 39H223V41L225 43ZM41 40L44 42L43 44H40V43H42V42H40ZM13 41H12V45L14 43ZM80 41L82 43L84 42L86 44L81 43V45H80ZM86 41H87V39H86ZM91 41H93V40H91ZM91 41H90V43H92ZM110 41L112 42V40H110ZM127 41H129V40H127ZM150 41H151V39H150ZM194 41H195V39H194ZM194 41H191V42H194ZM209 41H211V40H209ZM10 42H8V44H11ZM220 42H221V45H220L221 49L219 48V50H224L223 45H222L223 42L222 41H220ZM74 43H75V45H74ZM76 44H77V47H76ZM117 44L120 45L121 43L118 42ZM178 44H181V43H178ZM39 45H44L43 46L44 48L41 49ZM206 45H209V46H206ZM17 46H19V45H17ZM86 46H88V45H86ZM198 46H197V49H198L197 50V49H195V47H196L195 44H193V47H194L193 49L196 51H190L191 49L189 48V51H190L189 53L191 56L193 55V57H194V52L197 53V51L200 52V54H201V50L199 51L200 48H198ZM74 47H75V49H74ZM104 47H106V48H104ZM120 47H121V45H120ZM122 47H123V45H122ZM2 48H3V46H2ZM4 49H6V46H5V48H3V50ZM104 49H105V51H104ZM119 49L121 52H124V53L126 52L125 51L126 49H124V50L123 49L121 50V48H119ZM19 50L24 55L27 54L29 56V58H28V56L26 57L24 55L22 57L20 55L22 53L18 54ZM183 50H184V48H183ZM216 50H217V52H216ZM6 51H8V50L6 49ZM38 51H39V53H38ZM45 51L47 52V54ZM74 51H76V53ZM108 51L112 52V53H110L111 55L109 54L110 59H112L111 56L113 54V58H115V61H116V59L118 61V60H123L124 57H127V56H125L126 53L125 54L123 53L124 57L122 59L120 58L121 56L116 58V56H114L115 53L113 51H111V50H108ZM35 52H37V53H35ZM101 52H99V53H101ZM185 52L186 51L183 52V57L187 56V55H184V54H187ZM192 52H193V54H192ZM204 52H202V54H201L202 56H203ZM223 52L225 53V51H223ZM34 53L36 55L37 54H40V55L35 56ZM41 53H42V55H41ZM43 53H45V55ZM78 53L84 57V58L83 57L82 58L84 59V61L86 60L85 61L86 64H88L90 66V68L88 66L89 70H88V68L82 67L83 63L81 64L78 61V60H80L81 62L83 61V59L81 57H79L80 55ZM207 53H205V54H207ZM215 53H217V54L215 55ZM222 53H221V55H222ZM71 54H73V55L78 54L76 56V58L78 59V57H79V59L78 60L75 59V61L77 60L75 62V65H73V63H74L73 58L75 57V55L70 57ZM208 54H207V56H208ZM15 55H17L16 56L17 58L19 57L18 55H20L22 60L20 57H19L20 59H17L15 57ZM127 55H128V53H127ZM190 55H189V57H191ZM109 56H108V58H109ZM117 56H119V55H117ZM196 56L198 57L197 54H196ZM141 57H142V60L140 62L139 60L141 59ZM193 57L189 58V59H193ZM138 58H139V60H138ZM185 58H187V57H185ZM204 58H206V57H204ZM222 58H223V56H222ZM110 59H108L107 62L110 61ZM133 59H135V58H133ZM77 62H79L80 65ZM254 64H255L254 68H251V66ZM84 66H85V64H84ZM131 66L134 69V71L130 68ZM153 66H155V67H153ZM190 67H192V66H190ZM187 68H189V67H187ZM84 69H85V72H84ZM97 69L98 70L100 69V70L98 71ZM161 69H159V70H161ZM180 69H182L181 71H183L182 67ZM180 69H179V71H180ZM174 70H172V73L174 72ZM107 71H109V72H107ZM126 71H129V72L126 73ZM258 71L262 72V73H260L261 75L259 74ZM91 72H93V73H91ZM94 72L97 74H95ZM124 72L126 74H129V76L131 78H129V76H127ZM175 73L172 74V77ZM91 74H94L95 77H94V75L92 77ZM179 74L180 75L182 74V76H183L185 73L183 74L182 72H180ZM256 75H257V77H255ZM126 76H127V78L130 79V81H129V79L126 78ZM182 76H180L181 80H182ZM113 77H115V78H113ZM185 77H186V75H185ZM217 77H219V78L217 79ZM124 78H126L127 80H124ZM174 78H177V77L175 76ZM167 80H166V82H167ZM127 81H129V82H127ZM189 81H191V79H189L188 82L186 80V82L188 84H189ZM166 82H165V84H167ZM183 82H184V80H183ZM162 83H164V82H162ZM169 84L171 85V83H169ZM166 86L167 85H165V87H163L164 90L166 89ZM176 86H178V84ZM168 87H170V86H168ZM158 88H159V86H158ZM160 88H159L160 91H158V89H157V91L161 93L162 92L161 89L163 90V88H161V89ZM175 90H176V88L174 89V91ZM154 91L157 92L155 89H154ZM176 91H178V90H176ZM211 92L214 93L215 91L213 92L211 90ZM156 96H158V95H156ZM161 96L163 98V96L166 97L167 95L164 92ZM81 97H84V98H81ZM141 97H140V99H141ZM144 98H146V97H144ZM81 99H84L87 102L85 107H82L83 103L80 104L81 103L80 101H82ZM163 100H165V99L163 98ZM77 103H79L81 105V109L84 108L83 109L84 113L82 111H80L81 109H79V114H78V111L76 113L75 104H77ZM132 103L134 105H132ZM157 103H159V101ZM142 104H143V102H142ZM78 105H76V106H78ZM80 105L78 107H80ZM83 106H84V104H83ZM143 106H145V105H143ZM72 107H74V108H72ZM78 107H77V110H78ZM159 107H161V106H159ZM71 108H72V110H71ZM259 108H261V109H259ZM74 109H75V111L73 112ZM228 109L226 108V110H228ZM235 109L237 111V112L235 111L236 114L234 113ZM153 112H154V114L152 113V108H151V113L153 115H155V117L157 119H159L161 117V114H162L161 110L156 109ZM75 115H77V117H78L76 119H81V118L83 119V122H81L82 123L81 127H78L79 124L76 123L78 120L75 121ZM221 116L223 117L224 115H221ZM234 120L235 121L238 120L237 123ZM234 122L236 124H234ZM215 127H217V126L215 125ZM126 128L127 127H125L124 129H126ZM221 129H220V131H221ZM114 130H116V132L113 135ZM117 130H120V131H117ZM78 131H79V133L82 131V133L79 135ZM93 131H94V133H96V140L95 141L91 140L93 138H91V139L88 138L89 136L88 137L86 136L87 133L84 134V132L92 133ZM123 131H126V130H123ZM217 133H218V131H217ZM36 134H37V136H36ZM35 136L36 137L40 136L39 137L40 140L39 139L36 140ZM230 139H231V141H230ZM10 148H9V150H10ZM108 151H110V150H108ZM20 152H18V153H20ZM105 155H106V152H105ZM6 158H9V157H6ZM55 164L58 165V168H59L58 172H60L59 174H61L60 177L54 175L55 177L60 178V179L57 178L58 180L53 178L54 177L53 176V171H54L53 167ZM228 166L229 167L226 166L227 169L228 168L229 169H236V168H234L235 166H233V163H231V162L228 163ZM87 171H89V172H87ZM6 173H7V171H6ZM54 173L56 174L57 170H55ZM103 175H105V173H103ZM101 176L102 175H100V177ZM7 178H9V174H8ZM79 179H81V180H79ZM80 183L81 182H79V184ZM82 183H83V181H82ZM81 185H84V184H81ZM80 187H82V186H80ZM83 187H85V185ZM83 187H82V189H83ZM11 192L12 191H9V193H11ZM64 192H63V194H64ZM12 193H15V191ZM62 197L60 199H62ZM8 199H9V203H10L11 202L10 199H12V198L8 197ZM12 202H13V200H12ZM21 202L19 203L20 205H21ZM59 202H61V201H59ZM5 203H7V200H3V199L0 200V206L1 207H3L5 205ZM15 203L18 204L17 201ZM20 207L22 208V206H20ZM82 245H83V247L82 246L81 247L85 251L87 249L86 245L83 243H82Z\"/></svg>",
    "mask_w": 264,
    "mask_h": 264
}]
</instances>
